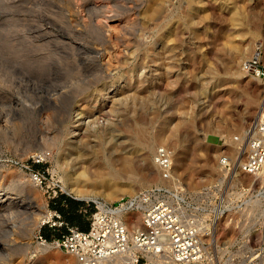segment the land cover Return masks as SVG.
Wrapping results in <instances>:
<instances>
[{
  "label": "rangeland",
  "instance_id": "374dc122",
  "mask_svg": "<svg viewBox=\"0 0 264 264\" xmlns=\"http://www.w3.org/2000/svg\"><path fill=\"white\" fill-rule=\"evenodd\" d=\"M259 42L264 0H0V188L31 204L0 215V264L73 262L36 237L59 195L84 205L159 182L196 211L224 194L208 250L214 264H245L264 229L263 176L235 169L225 179L218 157L236 155L234 137L257 112L263 84L242 62ZM236 44L248 49L236 54ZM159 146L173 151L167 181L154 162ZM108 179L127 192L113 194Z\"/></svg>",
  "mask_w": 264,
  "mask_h": 264
},
{
  "label": "built area",
  "instance_id": "2783aa9c",
  "mask_svg": "<svg viewBox=\"0 0 264 264\" xmlns=\"http://www.w3.org/2000/svg\"><path fill=\"white\" fill-rule=\"evenodd\" d=\"M242 68L247 75L262 81L263 89L257 113L244 131L243 142H247L248 148L238 168L242 173L258 175L264 171L263 43L255 44ZM172 157L168 146H159L155 151L154 162L166 181L172 176ZM218 158L224 178L232 177L237 168L232 157L223 151ZM32 177L39 184L46 179L37 170ZM218 198L208 212L196 211L176 187L154 183L114 201L87 200L80 208L87 215V229L69 223L54 210L50 218L40 223L36 237L40 244L53 245L73 256L74 264H205L213 256L207 240L214 237L218 221L228 208L225 195ZM44 225L63 231L47 237L41 230ZM211 261L214 264L213 257ZM245 264H264V229Z\"/></svg>",
  "mask_w": 264,
  "mask_h": 264
},
{
  "label": "bare ground",
  "instance_id": "6f19581e",
  "mask_svg": "<svg viewBox=\"0 0 264 264\" xmlns=\"http://www.w3.org/2000/svg\"><path fill=\"white\" fill-rule=\"evenodd\" d=\"M39 1V0H38ZM5 2V1H4ZM36 2V1H35ZM35 2H33V3H35ZM40 2H41V0H40ZM36 4V3H35ZM85 4V3H84ZM166 4H167V2H166ZM36 6V5H35ZM34 6V7H35ZM75 6V5H74ZM26 7V6H25ZM42 7V6H41ZM48 7V6H47ZM149 7V6H148ZM155 8V7H154ZM35 9V8H34ZM76 10V9H75ZM85 10V9H84ZM153 10V9H152ZM41 13H42V11H41ZM45 14V13H44ZM35 15V14H34ZM42 16V15H41ZM44 16V15H43ZM38 17V16H37ZM68 18V17H67ZM69 19V18H68ZM155 19V18H154ZM157 19H159V18H157ZM45 20V19H44ZM70 20V19H69ZM46 22H47V20H46ZM51 22V21H50ZM231 22L234 24V25H238V24H240L241 23V17H240V15H238V14H232V16H231ZM52 23V22H51ZM50 24V23H49ZM54 25V24H53ZM61 25V24H60ZM91 25V24H90ZM55 26V25H54ZM57 26H58V24H57ZM62 26H64V25H62ZM46 27V26H45ZM57 28H60V27H57ZM39 29V28H38ZM37 29V30H38ZM57 30V29H56ZM98 30V29H97ZM42 31V30H41ZM58 31V30H57ZM126 31V30H125ZM39 32V31H38ZM77 32V31H76ZM63 33V32H62ZM53 34V33H52ZM99 34V33H98ZM23 35V34H22ZM33 35H35V34H33ZM62 35V34H61ZM36 36H38V35H36ZM48 36V35H47ZM25 37V36H24ZM43 37V36H42ZM61 37V36H60ZM77 39V38H76ZM39 40V39H38ZM49 41V40H48ZM100 41V40H99ZM142 41V40H141ZM229 41V40H228ZM230 42V41H229ZM13 43V42H12ZM54 43V42H53ZM110 43V42H109ZM74 44H76V43H74ZM73 44V45H74ZM84 45V44H83ZM100 45V44H99ZM20 46V45H19ZM76 46V45H75ZM85 46V45H84ZM18 47V46H17ZM25 47V46H24ZM57 47V46H56ZM88 47V46H87ZM43 48V47H42ZM107 49V48H106ZM124 49V48H123ZM245 49H248V47H242V46H240V45H238V44H236V45H234V48H233V50H234V52L236 53V54H244V50ZM9 50V49H8ZM21 51V50H20ZM93 51H94V49H93ZM111 51V50H110ZM38 52V51H37ZM41 52V51H40ZM21 53V52H20ZM96 53V52H95ZM108 53H109V51H108ZM13 55V54H12ZM72 55V54H71ZM137 56V55H136ZM27 57V56H26ZM70 57V56H69ZM112 57V56H111ZM81 58V57H80ZM93 58V57H92ZM84 59V58H83ZM83 59H82V61H83ZM91 59V58H90ZM109 59V58H108ZM110 60V59H109ZM85 61V60H84ZM81 62V61H80ZM94 62V61H93ZM11 63V62H10ZM22 63V62H21ZM85 63V62H84ZM91 63V62H90ZM100 63H101V61H100ZM105 63V62H104ZM114 63V62H113ZM98 64V63H97ZM113 65V64H112ZM90 67V66H89ZM81 69V68H80ZM93 69V68H92ZM66 70V69H65ZM17 71V70H16ZM19 71V70H18ZM16 73V72H15ZM53 73V72H52ZM31 74V73H30ZM71 74V73H70ZM95 74V73H94ZM88 75V74H87ZM90 76V75H89ZM20 77V76H19ZM22 77V76H21ZM61 77V76H60ZM95 77V76H94ZM23 78V77H22ZM87 78V77H86ZM76 79V78H75ZM79 79V78H78ZM40 80V79H39ZM63 80V79H62ZM70 81V80H69ZM47 81H45L44 83H46ZM27 84V83H26ZM51 84V83H50ZM55 84V83H54ZM64 84V83H63ZM68 84V83H67ZM22 85V84H21ZM47 86V85H46ZM58 86V85H57ZM64 86V85H63ZM56 88V87H55ZM59 88V87H58ZM57 88V89H58ZM60 89H62V88H60ZM72 89H75V88H72ZM71 90V89H70ZM74 91V90H73ZM56 92V91H55ZM21 93V92H20ZM71 93V91H68V92H63L61 95L62 96H69V94ZM73 93V92H72ZM53 94V93H52ZM74 94V93H73ZM61 96V97H62ZM65 98H68V97H65ZM70 98V97H69ZM13 99V98H12ZM46 99H47V97H46ZM62 99H64V98H62ZM48 100V99H47ZM27 101V100H26ZM46 101V100H45ZM61 101V100H60ZM59 101V102H60ZM64 101H65V99H64ZM66 101H68V100H66ZM69 101H71V100H69ZM261 101V100H260ZM51 103H52V101H51ZM61 103H63V102H61ZM61 103H59V104H61ZM70 103V102H69ZM260 104V103H259ZM53 105V104H52ZM70 105V104H69ZM84 106V105H83ZM258 107H259V105H258ZM40 109V108H39ZM258 109V108H257ZM79 111V110H78ZM4 112V111H3ZM253 111H251V113H252ZM78 113H82V111H80V112H78ZM257 113V112H256ZM53 114V113H52ZM55 114H57V113H55ZM256 115V114H255ZM55 116V115H54ZM61 116V115H60ZM56 117V116H55ZM59 118V117H58ZM57 118V119H58ZM55 119V118H54ZM60 119V118H59ZM4 121V120H3ZM3 123L4 122H2V119H1V115H0V130L3 128ZM46 124V123H45ZM6 125V124H5ZM61 131V130H60ZM245 131V130H244ZM244 131H243V133L241 134V138L238 136V141H240V142H242L243 143V145H242V143H240V146L239 147H237L238 148V151L236 152V155L235 154H232L231 153V155H230V153L229 152H226L227 154H229L231 157H232V159H233V161L235 162V166L237 167V168H235L236 170H241L240 168H238L239 166V162H240V160L242 159V157H243V155L245 154V152H246V150H247V148H248V145H247V142L246 141H244L243 142V139H244V137H245V135H244ZM85 132L87 133V134H92V130L89 128V126H87V127H85ZM59 133V132H58ZM90 137V136H89ZM61 140V139H60ZM78 140V139H77ZM53 141V140H52ZM79 141V140H78ZM50 143V142H49ZM54 143V142H53ZM62 143V142H61ZM235 143V142H234ZM52 144V143H51ZM147 145H149L150 143L149 142H147L146 143ZM61 145V144H60ZM72 145V144H71ZM65 146V145H64ZM76 146H78V145H76ZM75 146V147H76ZM236 146V145H235ZM67 147V146H66ZM236 148V147H235ZM75 150V149H74ZM71 151V150H70ZM63 152V151H62ZM61 152V153H62ZM149 152V151H148ZM69 153V152H68ZM143 153L142 152H140L139 153V157H140V159H144L145 158V155H142ZM63 157V156H62ZM64 160V159H63ZM219 165H220V163H219ZM262 179L264 180V171L262 172ZM108 181V184L111 186V182L112 181H110L109 179L107 180ZM3 187V186H2ZM115 186H111V190H113L112 191V193L113 194H115L116 196H120V195H123L124 194V192H127L126 191V188L123 186V185H119V186H117L116 188H114ZM2 188H0V215H3L4 213H6V212H8V210H10V208H12V209H18L19 211H24V209L26 210V209H29L30 207H31V204H30V202H27V200H26V202H22L21 200H19V199H16V197L15 196H4V194L2 193ZM7 192V191H6ZM25 192H27V191H25ZM5 193V192H4ZM25 194V193H24ZM131 194H134V193H131ZM21 195H23V194H21ZM257 201V200H256ZM256 201H255V203H256ZM258 201H260V200H258ZM264 207V206H263ZM21 209V210H20ZM11 211V210H10ZM31 211V210H30ZM52 215V213H51V211H49V212H47V214H44V215H42L41 217H40V219H43V220H46V219H48V218H50V216ZM37 218V217H36ZM4 244H6V242H2V241H0V247H3L4 246ZM74 262H75V259H74V257H73V262L72 263H70L69 262V264H74ZM52 264H60V263H55V262H53Z\"/></svg>",
  "mask_w": 264,
  "mask_h": 264
},
{
  "label": "trees",
  "instance_id": "16d2710c",
  "mask_svg": "<svg viewBox=\"0 0 264 264\" xmlns=\"http://www.w3.org/2000/svg\"><path fill=\"white\" fill-rule=\"evenodd\" d=\"M68 201V204L71 205V208L63 207V202ZM83 204V201L75 200L67 195H59L58 199L55 201V209L60 213V215H64L68 221H75L77 218L79 219L80 213L78 211L79 206ZM73 206V207H72ZM48 226V225H45ZM49 227V226H48ZM50 228V227H49ZM42 233L47 237H51V235L46 231V229H42Z\"/></svg>",
  "mask_w": 264,
  "mask_h": 264
},
{
  "label": "crops",
  "instance_id": "0c3cea01",
  "mask_svg": "<svg viewBox=\"0 0 264 264\" xmlns=\"http://www.w3.org/2000/svg\"><path fill=\"white\" fill-rule=\"evenodd\" d=\"M79 213H80V217L79 219L77 218V220L75 221H68L69 223L73 224V225H77L82 229H87L89 226V222L88 220L86 221L85 219H87V215L83 214L82 212H80V207L78 209Z\"/></svg>",
  "mask_w": 264,
  "mask_h": 264
}]
</instances>
